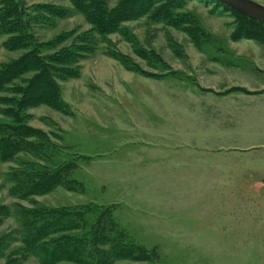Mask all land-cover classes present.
I'll return each mask as SVG.
<instances>
[{
	"label": "rangeland",
	"instance_id": "1",
	"mask_svg": "<svg viewBox=\"0 0 264 264\" xmlns=\"http://www.w3.org/2000/svg\"><path fill=\"white\" fill-rule=\"evenodd\" d=\"M99 2L105 31L90 11ZM21 5L35 42L57 40L43 56L93 44L79 76L58 79L68 113L25 112L47 134L44 156L0 157V264H264V23L217 0ZM5 39L0 69L31 50ZM35 74L0 89L2 124ZM69 163L48 194L26 197L10 178ZM43 219L63 226L27 242ZM63 242L79 253L50 259Z\"/></svg>",
	"mask_w": 264,
	"mask_h": 264
},
{
	"label": "trees",
	"instance_id": "2",
	"mask_svg": "<svg viewBox=\"0 0 264 264\" xmlns=\"http://www.w3.org/2000/svg\"><path fill=\"white\" fill-rule=\"evenodd\" d=\"M87 4L90 7L93 6L90 1ZM139 10H141V7L135 11L136 15L140 13ZM90 11L93 12V15H96L94 23L99 31H105L111 26L101 2L96 3L95 7H92ZM25 15L21 0H0V37L6 36L4 46L10 49H31L19 60L8 65H2L0 69V89H3L5 84L15 79L18 75H22L23 72L36 73L25 87H16L14 93L19 94V98L7 99L9 102L11 101L13 107L5 113L12 119L13 123L2 124L0 122V157L3 161L12 159L16 153L24 150H31L38 157L44 156L42 152L47 147L44 145H49L48 141L45 140L47 134L40 129L24 124L27 118L25 112L29 108L46 105L56 111L67 114L68 104L62 98L58 79L78 77L79 73L74 71L73 64L78 63L79 59L84 57L83 55L88 54L91 49L90 45L93 44L91 40L87 39L81 42L79 46L74 44L69 47H63L59 52L43 56L41 50L55 45L57 40L47 44L35 42L36 40L29 29L28 20L25 19ZM244 36H246V33ZM247 37L263 38L259 34L255 35L252 32H248ZM33 138H37L41 142L31 141ZM41 150L42 152H40ZM72 167L73 165L69 163L59 165L58 169L53 170L46 169L41 164H38L34 165L27 172L20 171L14 173L10 175V178H14L17 181V189L22 195L26 197L30 195H44L53 191L58 185H61ZM27 213L32 214V212ZM57 226H63L61 219H43V222L36 221L35 224L31 223L28 229L33 228L34 232L37 233H31L33 241L30 238L27 239V242L36 243L45 230ZM35 234L40 235H36L38 236L36 240ZM58 246L59 248L56 247L57 251L49 255L50 259L56 255H60V253L72 255L71 257L75 253H79L78 251L75 252L76 250L73 252L69 248L68 243H59ZM47 261L49 262L50 260Z\"/></svg>",
	"mask_w": 264,
	"mask_h": 264
},
{
	"label": "water",
	"instance_id": "3",
	"mask_svg": "<svg viewBox=\"0 0 264 264\" xmlns=\"http://www.w3.org/2000/svg\"><path fill=\"white\" fill-rule=\"evenodd\" d=\"M248 17L264 23V5L255 0H217Z\"/></svg>",
	"mask_w": 264,
	"mask_h": 264
}]
</instances>
